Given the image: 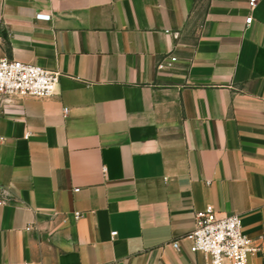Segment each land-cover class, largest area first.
Masks as SVG:
<instances>
[{
    "label": "crops",
    "instance_id": "0c3cea01",
    "mask_svg": "<svg viewBox=\"0 0 264 264\" xmlns=\"http://www.w3.org/2000/svg\"><path fill=\"white\" fill-rule=\"evenodd\" d=\"M2 57L58 82L0 97V264H202L208 205L264 264V0H0Z\"/></svg>",
    "mask_w": 264,
    "mask_h": 264
},
{
    "label": "built area",
    "instance_id": "2783aa9c",
    "mask_svg": "<svg viewBox=\"0 0 264 264\" xmlns=\"http://www.w3.org/2000/svg\"><path fill=\"white\" fill-rule=\"evenodd\" d=\"M258 0H248L253 8ZM252 16L245 19L250 23ZM175 57H171L174 61ZM58 74L38 64L9 57L0 58V97L4 95L50 97L55 93ZM68 109L64 108V113ZM78 190V189H75ZM3 201H0V204ZM75 218L81 212H74ZM195 227L191 233L190 251L203 257L202 264H248L250 256L258 250L244 232L240 214L232 212L218 215L212 206L195 213ZM116 231L111 235L115 236ZM171 245L178 248V241Z\"/></svg>",
    "mask_w": 264,
    "mask_h": 264
}]
</instances>
